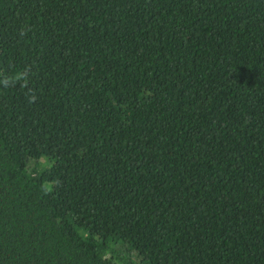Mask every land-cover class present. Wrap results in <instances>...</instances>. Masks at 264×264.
<instances>
[{"label": "trees", "instance_id": "1", "mask_svg": "<svg viewBox=\"0 0 264 264\" xmlns=\"http://www.w3.org/2000/svg\"><path fill=\"white\" fill-rule=\"evenodd\" d=\"M15 72L0 264H264V0H0Z\"/></svg>", "mask_w": 264, "mask_h": 264}, {"label": "clouds", "instance_id": "2", "mask_svg": "<svg viewBox=\"0 0 264 264\" xmlns=\"http://www.w3.org/2000/svg\"><path fill=\"white\" fill-rule=\"evenodd\" d=\"M29 81L30 77L25 76L23 72H15L11 76L0 73V85L3 87L15 86L17 83L23 82V86L27 88ZM37 98L35 94H30L28 102L35 103Z\"/></svg>", "mask_w": 264, "mask_h": 264}, {"label": "rangeland", "instance_id": "3", "mask_svg": "<svg viewBox=\"0 0 264 264\" xmlns=\"http://www.w3.org/2000/svg\"><path fill=\"white\" fill-rule=\"evenodd\" d=\"M44 166V165H43ZM31 167H33V168H35V167H38V165L36 164V163H33L32 165H31ZM41 167V166H40ZM44 167H41V169L38 167V170L40 171V170H42ZM48 188L49 189H51V187L50 186H48Z\"/></svg>", "mask_w": 264, "mask_h": 264}]
</instances>
